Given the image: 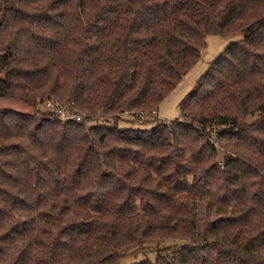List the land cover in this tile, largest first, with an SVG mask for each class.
<instances>
[{"label": "trees", "instance_id": "obj_1", "mask_svg": "<svg viewBox=\"0 0 264 264\" xmlns=\"http://www.w3.org/2000/svg\"><path fill=\"white\" fill-rule=\"evenodd\" d=\"M0 101L32 111L0 110V264H264V0H0Z\"/></svg>", "mask_w": 264, "mask_h": 264}, {"label": "rangeland", "instance_id": "obj_2", "mask_svg": "<svg viewBox=\"0 0 264 264\" xmlns=\"http://www.w3.org/2000/svg\"><path fill=\"white\" fill-rule=\"evenodd\" d=\"M242 39V36L237 33L226 37L209 35L205 39V47L200 53L198 62L193 66L181 79L176 88L169 93L158 105L155 114L145 116L143 119L138 117L128 119L130 123H120L121 129L127 128H139L150 129L154 126L155 121L161 123H171L179 119V108L183 101L189 97L193 92L199 79L206 74L208 68L212 62H214L229 46L238 43ZM0 110L12 111L21 114H31L32 111L22 104L15 101H0ZM40 112L44 113L46 109L40 108ZM127 120V121H128ZM134 120V121H133ZM253 119L246 118L244 121L250 123ZM224 158L223 151L218 149L217 160L222 161ZM9 189H17L13 184L9 183L7 186ZM174 241L168 240L164 242L163 246L173 244ZM156 254L152 252L139 253L132 257L124 258L119 264H138L143 261L154 262Z\"/></svg>", "mask_w": 264, "mask_h": 264}, {"label": "built area", "instance_id": "obj_3", "mask_svg": "<svg viewBox=\"0 0 264 264\" xmlns=\"http://www.w3.org/2000/svg\"><path fill=\"white\" fill-rule=\"evenodd\" d=\"M44 109H46L47 112L51 113L53 116H55L59 121L65 123V122H75V123H81L83 118L81 115L72 113L68 111L65 107L57 104L56 102L52 100H48L43 104ZM145 116L141 115L138 118L143 119ZM211 142L214 143V139H211ZM220 165V163H219Z\"/></svg>", "mask_w": 264, "mask_h": 264}]
</instances>
